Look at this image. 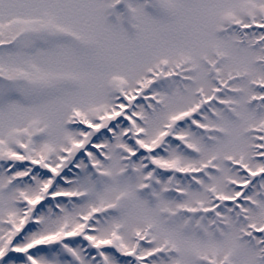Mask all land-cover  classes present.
Returning a JSON list of instances; mask_svg holds the SVG:
<instances>
[{
  "label": "snow or ice",
  "instance_id": "1",
  "mask_svg": "<svg viewBox=\"0 0 264 264\" xmlns=\"http://www.w3.org/2000/svg\"><path fill=\"white\" fill-rule=\"evenodd\" d=\"M0 264H264V0H0Z\"/></svg>",
  "mask_w": 264,
  "mask_h": 264
}]
</instances>
